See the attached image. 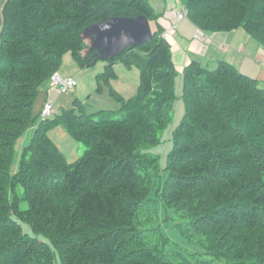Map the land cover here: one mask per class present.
Returning a JSON list of instances; mask_svg holds the SVG:
<instances>
[{"label": "trees", "instance_id": "1", "mask_svg": "<svg viewBox=\"0 0 264 264\" xmlns=\"http://www.w3.org/2000/svg\"><path fill=\"white\" fill-rule=\"evenodd\" d=\"M182 1L197 28H242L264 47V0ZM140 15L151 24V38L105 60L96 75L101 91V80L117 77L115 63L135 67L136 93L125 99L110 88L115 110L87 113L74 101L39 118L38 91L64 55L80 68L100 60L87 50L83 30ZM162 31L150 0L5 1L0 264H264V88L226 61L210 69L193 60L181 72L178 96ZM178 98L182 119L161 165L154 148ZM56 126L84 145L81 156L66 161L48 135ZM29 128L30 141L12 169L15 144ZM168 226L201 251L172 241Z\"/></svg>", "mask_w": 264, "mask_h": 264}, {"label": "rangeland", "instance_id": "2", "mask_svg": "<svg viewBox=\"0 0 264 264\" xmlns=\"http://www.w3.org/2000/svg\"><path fill=\"white\" fill-rule=\"evenodd\" d=\"M88 40L90 41V39ZM85 42L89 45L87 40H85ZM86 48L88 49L89 46H86ZM104 64L105 61L98 60L95 65L89 68H80L78 63L72 59L69 53L64 55L63 62L58 69V72L62 77H73L76 80L77 85L73 90L60 94L57 100L53 103L54 113L52 115L72 107L74 101L81 102L87 113L98 110H115L119 107V102L110 95V88L114 89L125 99L132 97L136 93L140 78L139 70L135 67H127L122 62H117L113 65V70L118 76L110 79L109 84H105L104 81L101 80V91H98V81L96 79V75L104 71ZM47 91V85H44L38 91L34 104L35 111L40 109L41 105L46 100ZM182 115L183 103L182 100L178 98L174 102L171 121L162 137V144L154 148H158L156 154L160 156L161 165L166 163L167 152L171 146V132L182 119ZM39 118H41L40 115ZM31 133L32 129L29 128L25 131L23 136L17 140L15 144L17 156L13 161L12 169H16V160L19 158V151H21V149L29 143ZM48 135L55 142L67 162H71L81 156L85 149L82 143L74 140L61 126H56L50 129L48 131ZM21 206L25 209L27 204L22 203ZM166 232L172 241L182 247H185L188 251H201V248L197 243L188 240L186 236H183L177 228H171V226H168ZM197 256L201 257L200 255Z\"/></svg>", "mask_w": 264, "mask_h": 264}, {"label": "crops", "instance_id": "3", "mask_svg": "<svg viewBox=\"0 0 264 264\" xmlns=\"http://www.w3.org/2000/svg\"><path fill=\"white\" fill-rule=\"evenodd\" d=\"M5 1L0 0V29ZM150 3L158 15V23L163 29L170 28L166 40L178 72L176 92L179 93L181 89L183 68L193 60L210 69H214L220 61H226L241 73L257 79L264 88V47L244 29L206 32L197 28L187 17L176 19V10L184 6L182 0H150ZM60 94L48 87L46 100L52 98L54 103Z\"/></svg>", "mask_w": 264, "mask_h": 264}, {"label": "water", "instance_id": "4", "mask_svg": "<svg viewBox=\"0 0 264 264\" xmlns=\"http://www.w3.org/2000/svg\"><path fill=\"white\" fill-rule=\"evenodd\" d=\"M151 36L150 22L144 15L113 17L91 24L82 32L83 39L89 43L87 50H96L98 58L103 61L120 54L128 46L149 40Z\"/></svg>", "mask_w": 264, "mask_h": 264}, {"label": "built area", "instance_id": "5", "mask_svg": "<svg viewBox=\"0 0 264 264\" xmlns=\"http://www.w3.org/2000/svg\"><path fill=\"white\" fill-rule=\"evenodd\" d=\"M176 19H183L186 17V9L184 6L180 7L175 12ZM170 28H165L161 33V37L167 38L169 35ZM77 82L73 77H62L59 72H54L49 81V88L57 90L58 93H65L75 88ZM54 113L53 99L48 98L41 109L40 117L43 119L49 117Z\"/></svg>", "mask_w": 264, "mask_h": 264}]
</instances>
